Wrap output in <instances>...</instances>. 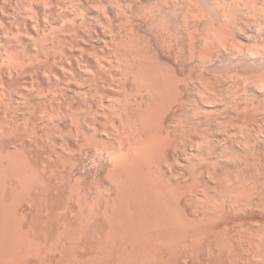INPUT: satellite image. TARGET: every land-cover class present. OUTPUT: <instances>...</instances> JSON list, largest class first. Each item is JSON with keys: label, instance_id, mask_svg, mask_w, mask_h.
I'll return each instance as SVG.
<instances>
[{"label": "bare ground", "instance_id": "bare-ground-1", "mask_svg": "<svg viewBox=\"0 0 264 264\" xmlns=\"http://www.w3.org/2000/svg\"><path fill=\"white\" fill-rule=\"evenodd\" d=\"M262 17L0 0V264H264Z\"/></svg>", "mask_w": 264, "mask_h": 264}, {"label": "rangeland", "instance_id": "rangeland-1", "mask_svg": "<svg viewBox=\"0 0 264 264\" xmlns=\"http://www.w3.org/2000/svg\"><path fill=\"white\" fill-rule=\"evenodd\" d=\"M250 15H251V16H250ZM246 16H247V15H246ZM248 16H249V17H253V16H252V13L249 14ZM249 17H248V18H249ZM254 18H255V17H254ZM262 18H264V17H262ZM249 19L251 20V18H249ZM256 19H257V18H256ZM252 20H253V18H252ZM121 22H122V21H121ZM121 22H120V25H121ZM263 22H264V19H263ZM110 47H113V46H110ZM100 50H101V49H100ZM103 51H104V50H103ZM101 52H102V50H101ZM117 53H120V51H118ZM116 56H118V55H116ZM113 70H114V69H113ZM115 70H116V68H115ZM118 70H119V72H121L122 68H121V70H120V68H119ZM116 71H117V70H116ZM122 71H123V70H122ZM104 73H105V72H104ZM116 73H117V72H116ZM101 74H102V73H101ZM101 74L99 75L100 77H102V78H105V77H106V73L104 74V76H103V74H102V76H101ZM119 74L121 75V77H123L121 73H119ZM119 74L117 73V76H118ZM100 77H98V81H99V79H101ZM121 77H120V78H121ZM117 78H119V76H118ZM117 78H116L115 80H119V79H120V78H119V79H117ZM129 80H131V79H129ZM129 80H128V81H129ZM102 81H104V80L101 79V82H102ZM128 81H127V89H128V92H129V90H131L130 92L133 93V88H134V87L137 88V87H136L135 85H132V82H133V81H131V84H129L130 82L128 83ZM133 83H134V82H133ZM99 84H102L101 86H103V85H105V82L100 83V81H99ZM128 84H129V85H132L133 88H132V87H131L132 89L129 88V87H128V86H129ZM135 88H134V94H132V96L134 95V96L136 97V93H138V90L135 89ZM121 90H122V89H121ZM119 91H120L119 89L116 90L117 93H118ZM125 91H126V90H125ZM125 91H124V92H125ZM136 91H137V92H136ZM114 92H115V91H114ZM116 92H115V93H116ZM122 92H123V91H122ZM122 92H121V93H122ZM115 93H114V94H115ZM117 93H116V95L113 94V97H112L113 99L115 98V100H117V98H119L118 95H120V99L122 98V97H121L122 94H121V93H120V94H117ZM131 93L128 94V93L126 92L127 96H128V95L131 96ZM123 95H125V94H123ZM137 95H138V94H137ZM116 96H117V97H116ZM130 96H129V97H130ZM124 97H125V96H124ZM130 98H131V97H130ZM120 99H118L117 101H122L124 98H122V100H120ZM134 99H135V98L133 97L131 100H134ZM133 103H134V101H133ZM101 111H102V110H101ZM106 111H108V109H105V112H106ZM105 112H104V113H105ZM102 113H103V112H100L99 115H98V117H99L98 119H100V120H102V119L104 120V119L106 118L105 115L102 116V117L100 116V115H103ZM107 113H109V115H110V112H107ZM105 114H106V113H105ZM107 115H108V114H107ZM107 115H106V116H107ZM109 115H108V116H109ZM263 122H264V121H262V122L260 121V123H263ZM263 124H264V123H263Z\"/></svg>", "mask_w": 264, "mask_h": 264}]
</instances>
